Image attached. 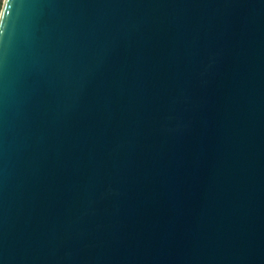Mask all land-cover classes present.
<instances>
[{"label": "water", "instance_id": "water-1", "mask_svg": "<svg viewBox=\"0 0 264 264\" xmlns=\"http://www.w3.org/2000/svg\"><path fill=\"white\" fill-rule=\"evenodd\" d=\"M0 264H264V0H4Z\"/></svg>", "mask_w": 264, "mask_h": 264}, {"label": "rangeland", "instance_id": "rangeland-1", "mask_svg": "<svg viewBox=\"0 0 264 264\" xmlns=\"http://www.w3.org/2000/svg\"><path fill=\"white\" fill-rule=\"evenodd\" d=\"M3 3H4V0H0V13H1V10H2Z\"/></svg>", "mask_w": 264, "mask_h": 264}]
</instances>
